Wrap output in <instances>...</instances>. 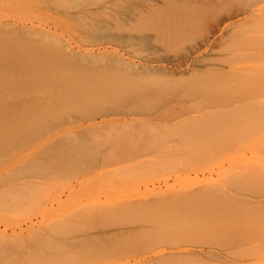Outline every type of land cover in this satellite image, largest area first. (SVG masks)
I'll return each instance as SVG.
<instances>
[{
    "label": "rangeland",
    "instance_id": "374dc122",
    "mask_svg": "<svg viewBox=\"0 0 264 264\" xmlns=\"http://www.w3.org/2000/svg\"><path fill=\"white\" fill-rule=\"evenodd\" d=\"M18 29L44 33L47 38L37 35L24 37L17 33ZM260 29H264V0H0V82L5 84L3 88L0 87V127L5 123L12 125L22 123L20 125H26L24 130L26 127L30 130L23 131L24 134L29 132L28 138L23 135V132H19L22 134L19 135L20 139L17 136L19 133L15 131L10 132V135L0 130V142H2L0 147L5 148V150L2 148L4 151L0 149L2 150L0 170L8 173L19 166L24 167L33 163L39 167L48 166L50 162L43 163L48 156L61 153H63L61 155L65 153L67 155L72 151H78L79 159L85 161L68 168H60L58 171L51 170L48 173L49 176L38 179L35 194L39 197L33 196V201L38 199L39 201L32 204L34 207L28 206L30 209L26 208L28 212L24 211L25 214L15 212L16 216L14 214L6 216L0 211V234L4 237L15 234L26 238L30 231H36L42 226L44 219L55 220L56 217L67 216L77 210L82 212L87 210L83 207L91 206L95 202L125 205L154 188H164L165 182L175 187H178L177 184L186 185V183L194 186L196 182L207 179L224 183L226 176L243 167L264 172V116H260L264 113L261 109L264 106V30L261 33ZM53 38L59 42V46L52 43ZM14 45L17 49L18 45L22 49L17 51ZM24 46L30 49L23 50ZM22 52H25V55ZM44 56L46 58H43ZM76 57L90 62H79ZM112 57L119 59L121 65L117 66L108 62ZM46 60H49L48 63ZM50 63L49 67L47 64ZM58 64L63 66L57 72L59 76L56 71H53L54 67L58 70ZM35 65L37 72H32L36 68ZM46 66L50 69L53 67L52 71L55 73L52 71L46 73L50 71ZM63 70L66 75H63L64 77L61 72ZM41 71L44 72V76ZM49 77L53 78L54 83ZM40 79L45 82H41ZM66 80L69 85L66 84ZM47 82H52L54 85ZM112 83L128 86L136 92L130 99L116 97L119 101L115 97H110L113 100L104 102L106 108H113V111L117 109L116 112L114 111L116 116L106 118L96 116L91 119L95 115L90 117L92 112H95L92 109H96L94 107L96 103H92L94 106L88 103L90 105L88 107L87 104H80V102L79 106L74 105L75 108L72 104H68L66 96L71 91L75 92L78 101H81L83 93H90L94 89L100 90V86L104 87V84L107 85L105 89L109 90L108 87ZM10 91L13 98L11 94L10 96L6 94ZM56 98L59 100H55ZM245 100H251V103L256 102V105L252 103L254 107L250 103L253 107L251 111L249 101ZM56 101L64 102V104L59 105ZM248 105L249 112H245ZM45 106L51 112H53L52 106L58 110L65 106L69 108L72 106V109L60 111V114L59 112L49 113L46 117L48 119L53 117V119L50 118V121L46 119L39 126V121L42 120H39L40 113L42 112L43 116L47 115ZM232 108L247 115L253 113L254 117L259 115L256 120L260 118L261 120L257 121L258 123L253 120L256 125L252 124L249 128L253 123L251 122L253 115H248L246 118V115L240 114L242 116L238 118L236 124L240 121L241 125L243 123L245 125L247 122L245 125L247 131H241L243 135L238 132L240 135L236 133L235 138L208 146L209 148L202 149L198 155L189 159L179 158L178 152L185 153L184 148L179 147L181 150L177 149L178 151L175 147L172 149V144L167 142L170 132L166 131V165L148 167L144 161L153 157L144 154H147L146 151L151 152V149L154 152V147H158L138 145L132 136L135 125L138 126L137 122L140 123H138L139 126L141 124L143 126L150 122L148 121L150 117L158 118L157 121H151L152 124L163 126L168 122L173 124L183 119L201 122L200 118L205 119L206 113L212 115L218 112L221 113L223 122L221 117H217L216 121L213 115H210L211 119H207L208 125L218 124V121L226 124L229 119L224 120L226 114L223 112L233 110ZM90 110L92 112H89ZM54 114H58L61 119ZM159 115L163 116L161 120L164 118L165 121L168 119L165 117L177 119L160 121V117H156ZM29 122L30 124L36 122L35 129L31 128L33 125H29ZM126 123L127 126H125ZM241 125H236L239 127L238 131L242 130ZM127 132L130 135H126ZM29 135H34L37 139ZM238 135L241 137H237ZM14 136L17 137L13 138ZM21 136L25 138L24 144ZM16 139L20 140L22 145ZM10 141H13L14 145ZM8 142L9 146L5 144ZM16 142L21 146V150ZM79 142L82 143L78 144ZM10 143L14 146L13 149L6 150L11 148ZM160 150L165 152L164 148ZM5 151H9L11 156ZM157 153L158 149L152 155H158V158L160 153ZM174 158L178 159L174 160ZM43 170L45 169L41 170L42 174ZM245 170L247 172L250 169ZM241 174H244L242 179H247L246 182L240 179ZM241 174L238 181H242L243 185L238 184L235 178L239 187L234 191L226 188L227 193L233 200L242 202V207L247 204L249 207L246 205L244 207L250 209L252 207L257 212L258 208L264 211V183L261 185L260 182L259 186L253 187L255 182L250 180L249 174L247 173L246 178V173ZM229 178L225 182L231 179ZM254 181L258 180L254 179ZM238 203L239 206L241 203ZM228 206L227 208L232 207L231 210L236 208L233 205ZM80 208L83 210L80 211ZM233 210L235 212L237 208ZM237 212L238 210L235 213ZM17 215L21 216V219L17 218ZM120 220L117 218L113 221L114 223L110 220L111 224L107 221L108 225L104 223L105 226L100 227L101 229L98 227L92 230L89 227H85V230L73 229L76 234L80 231L79 235H84L87 229V233L102 234L104 239L96 238L97 241H104L100 242L98 247L100 248L103 244L104 248L107 246L109 248L107 249L109 254L105 253L107 257L105 254L101 258L93 257L91 260L88 259L87 264L92 262L93 264H139L161 256L157 262L166 261L168 264H264V223L261 222H255L248 229H242L236 237L240 239L233 243L223 239L208 240L204 235L192 232L174 234L166 232L165 242L161 239L152 242L151 246L147 244L149 245L147 248L143 247L146 245L144 243L141 246L131 241L135 239L134 234V236L141 234L140 223L132 222L134 220L127 222V219L124 220L122 217ZM127 232H131L127 234V237L130 235L131 242H126L121 248L119 241L130 239L126 237ZM61 238L62 236H59L56 240L59 241ZM51 240V243H54L55 240L53 238ZM109 240L116 246L113 247L112 243L108 245ZM57 241L55 244L59 245L60 242ZM220 242L224 243L218 244ZM125 245L128 251L123 250ZM110 246L121 248H118L120 254L116 253L119 257H115V253L110 252L113 249ZM129 247L130 250L134 248L138 253L125 254L129 252ZM138 248L141 252H139L140 249L137 250ZM199 249L212 250L215 255L208 257L197 254L196 251ZM171 252L192 253L170 256ZM122 253L124 255H121ZM85 259H83L84 264H86ZM98 259H101L100 263Z\"/></svg>",
    "mask_w": 264,
    "mask_h": 264
},
{
    "label": "bare ground",
    "instance_id": "6f19581e",
    "mask_svg": "<svg viewBox=\"0 0 264 264\" xmlns=\"http://www.w3.org/2000/svg\"><path fill=\"white\" fill-rule=\"evenodd\" d=\"M263 30L260 29L259 31L261 33H263L264 32ZM17 33L23 35L24 37L25 36L26 37H34V36L36 37V35H37L38 37L39 36H43V37L47 38V35H45L44 33L43 34H41V33L39 34L38 32H32L30 30L18 29ZM256 38H259V37H256ZM248 39H250V38H248ZM50 40H51V38H50ZM250 40H252V38ZM253 40H254V37H253ZM45 41H47V39ZM56 41L57 40H55L53 38L52 43L59 46V42L58 41L56 42ZM50 44H51V41H50ZM20 46H22V44ZM20 46L18 45V49L15 46L17 51L22 49ZM27 46H28V44H27ZM39 47H41V46H39ZM23 48H24L23 50H25L26 46H24ZM33 48H35V47H33ZM28 49H30V48H28ZM16 50H14V51H16ZM31 50H32V48H31ZM17 51H16V53H17ZM22 53H24V55H25V52H22ZM5 54H6V52H5ZM43 58H46V56H44ZM76 58L75 59L77 61H79V62H83V63L90 62L89 60H86V59H83V58H78V57H76ZM30 59L32 60V58H30ZM40 59L41 58H39V60ZM7 60H9V59H7ZM44 60L45 59H43V61ZM94 60H97V59H94ZM106 60H108V58H106ZM118 60L112 57V58H110L108 60V62H110L111 64H117V66H118V65H121L120 61H118ZM15 61H17V60H15ZM25 61H27V60H25ZM46 61L48 63L49 60H46ZM28 63H29V61H28ZM26 65H27V63H26ZM36 65H39V64H36ZM47 65L50 67L51 63L47 64ZM48 66H46V67L50 71H46V73L47 72L48 73L51 72L52 69H53V67H52V69H50ZM61 66L62 65L58 66V70L57 69L55 70L56 67H54L53 71H56V74H57V72L60 70L59 68ZM61 68H63V66ZM36 69H37V66H36L35 70L32 71V72H35ZM41 70H43V69H41ZM61 72L63 73L64 70L61 71ZM41 73H42V71H41ZM53 73H55V72H53ZM42 74L44 76V72ZM47 75H50V74H47ZM63 75H64V73L62 74V76ZM64 76H66V75H64ZM242 77H243V75H242ZM44 79L46 80L45 77H44ZM52 79L53 78H50L51 81H52ZM57 79H58V77H57ZM57 79H56V81H58ZM77 79H78V77H77ZM40 80H41V82H43L42 79H40ZM70 80H72V79L70 78ZM18 81H19V79H18ZM32 81H33V79H32ZM52 82L54 83V81H52ZM52 82H47V83H52ZM62 82H63V80H62ZM66 84H68V81H67ZM4 85L5 84L0 82V87L3 88ZM100 85L101 84H99V86ZM105 85L106 84H104V87L100 86V90L99 89H94L90 93H87V94L83 93L82 94L83 100H81V101H78V99H77L78 97H76L77 94L75 92H73V91H71L69 93L67 92L68 94H67L66 98L68 99L67 100L68 104H72L73 106L74 105L76 106L80 102H81L80 104H87V105H88V103H90V105L92 103H96L95 106H94V104H92L96 108V109H94L92 107L93 108L92 111L95 110V112L94 111L92 112L91 110L89 111V112H92V114L90 113L91 114L90 117L95 114L94 117H92L91 119H94L96 116H98L99 118H106V117H109V116H116L115 112H116L117 109L114 110L115 111L114 112L113 108L112 109L111 108L110 109L106 108V104H104V102L109 100L110 97H115L116 100H119V98L118 99L116 98V97H119V96L121 98L125 97L124 98L125 100L126 99H130V98H132L131 96L135 95L134 93H136V92L133 91L132 89H130L128 86H119L118 84H114V83H112L108 87L109 90H106L105 87H107V85L106 86ZM76 86H77V84H76ZM81 86H80V88H81ZM45 87H47V86H45ZM54 87H56V86H54ZM45 90H46V88H45ZM58 90H60V89L58 88ZM47 92H49V91H47ZM34 93L35 94H39V92H34ZM51 93H53V92H51ZM6 94L10 96L11 91L7 92ZM6 94L4 93V95H6ZM12 95L13 94H11V96ZM17 96H18V94L16 95V97ZM247 97H248V94H247ZM11 98H13V96ZM55 100H57V98ZM110 100H113V99H110ZM127 101L129 102V100H127ZM245 101H249V100H245ZM118 102H116V103H118ZM122 102H124V101H122ZM7 103H9V101ZM52 103H53V101H52ZM57 103H59V105L60 104L61 105L64 104V102H57ZM238 103H240V102H238ZM250 103H251V100L249 101L248 104H250ZM252 103H255V105H256L255 101H253ZM243 104H245V103H243ZM251 104H250L251 108H249V105H248V107L246 106V108H245L246 111L244 110L245 112H247V111L249 112V110H247L248 108L250 109V111L253 109L254 106L252 104V106H253L252 107ZM90 105H88V107ZM245 105H247V103ZM245 105H242V106L245 107ZM75 106L73 108H75ZM237 106H239V105H237ZM70 107L71 108H69V106H65L64 108L62 107L63 109L58 110L56 107L52 106L51 109L53 110L54 113L55 112L56 113L59 112V114H60V111L65 112L67 110L72 109V106H70ZM240 108H242V107H240ZM45 109H46L47 115L44 114V116H43V114H41L42 112L40 111L41 112L40 113V117L38 116L39 120L42 119L41 121H39L40 122L39 126H40L42 121H46V119L49 120L51 118L50 117L48 119L46 117V116H49V113H53L51 111H48L47 110L48 107L46 108V106H45ZM232 109L233 110H227V111L224 110V112L222 110V112L226 114L225 115L226 118H224V120L225 119H229V122L226 121V124L222 123L223 122V119H222L223 117H221V113H218V112L212 114L213 116L211 114L208 115V113H206V115H204V118L206 116L205 119H203V118L201 119L200 116H199L201 122H192L194 120L189 118L191 120H185L184 121V119H183L181 121L174 122L173 124H170V122H168V123H166V125H163V126H161V125L159 126L157 124H152L151 121H154V120L157 121L158 118L156 119L154 117L153 118L150 117L151 119L148 120L150 122L145 124L146 126L148 125V127H146L144 124H143V126H142V124L139 126L140 123L137 122L138 126L136 127V125H135V128L133 129L132 136H133V139L135 140V142L138 143V145L145 144L146 146L154 145V146L158 147V148L154 147V152L152 151L153 149H151V152L146 151L147 154H144L145 156L149 157L151 155V157H153V158H150V159H147V160L144 161V163H146V165L148 164L147 165L148 167H150V166L151 167H154V166L157 167V165L158 166L159 165L160 166H162V165L164 166V165H166L165 164L166 163V160H165L166 159V131L170 132V133H168L169 136H168L167 142L172 144V146H171V147H173L172 149H174V147H175L176 150L177 149L181 150V149H179V147L184 148V152L185 153L178 152V153H180V154H178L180 159H182V157H184V159L185 158L186 159L192 158V157L198 155L199 151H201L202 149H205L208 146L221 144V143H223L225 141L230 140L229 138H231V139H233V137L235 138V135L239 134L238 132H241L243 130L247 131L246 126H245V125H247L246 124L247 122L245 123V125H244V123L241 125L240 121H239V123L236 124V122H238V118L240 116H242L240 114H242V113L244 114V112L239 113L240 110H239V112H237L236 108H232ZM261 109L264 111V106H262ZM49 110H50V108H49ZM241 110H243V109H241ZM262 110H261V112H262ZM28 111L30 112V110H28ZM126 112H128V111H126ZM123 113H125V111ZM151 113H149V114H151ZM16 114H17V112H16ZM24 114L26 115V113H24ZM29 114L33 115V113H29ZM261 114H260V116L263 117L264 113L262 115ZM41 115H42V118H41ZM54 115L56 116L58 114H54ZM63 115H65V114H63ZM210 115L213 117L214 120H216L217 117H221V121L222 122L219 123V121H218V124H214V125L210 124V125H208V120L207 119L208 118L211 119ZM244 115H246V118H247L248 115L249 116L253 115V117H254L253 113L251 115L250 114L247 115L245 113ZM52 116H53V114H52ZM143 116H145V115H143ZM257 116H259V115H257ZM257 116H255L256 118L254 117L255 119L252 118L251 122H253V120H256ZM34 117H35V115H34ZM156 117H160V115L156 116ZM161 117H163V116H161ZM161 117L159 118V120L160 121H162V120L165 121L164 118L161 120ZM179 117L180 116H178V118ZM43 118H45V120ZM58 118L61 119V117H59V115H58ZM58 118H56V119L58 120ZM62 118L65 120L64 117H62ZM165 118H168L166 121H169V120L170 121L171 120L174 121L175 119H177V118L172 119L173 117H171V118L170 117H165ZM29 119L31 120V117H29ZM29 119L27 118V120H29ZM36 119H37V117H36ZM52 119H53V117L51 118V120ZM60 119H59V121L61 122ZM147 119H149V118H147ZM258 119H259V117H258ZM260 120H261V118H260ZM260 120H256V122L257 121L260 122ZM196 121H199V120L196 119ZM245 121H247V119ZM248 121H250V120L248 119ZM36 122H35V124H36ZM130 122H133V121H130ZM242 122H244V120ZM254 122L251 123V124L248 122L250 124L249 128H251L252 124H253V126L256 125V122H255V124H254ZM18 123H19V121H18ZM127 123H129V122H127ZM127 123H126L125 126H127ZM20 124H22V123H20ZM20 124L19 125H16V124L12 125L11 123H5L2 127H0V130H3L4 133H9V134L12 131H15V132L19 133V132H23V131L28 130L27 127H26V130H24L26 125L24 126V125H20ZM24 124H25V122H24ZM35 124H33V123L30 124V122H29V125H33L31 127L33 129H35V127H34ZM238 124L241 125L240 129H242V130H240V131H238L239 127L236 126ZM46 125H47V122H46ZM167 125H170L172 127H168ZM242 126L243 127L245 126V127L241 128ZM28 131H30V130H28ZM40 131H42V130H40ZM241 133H242L241 135H243V132H241ZM27 134H29V132L25 133V134L23 132L24 136L25 135L27 136ZM19 135H22V134H20V133L17 134V136L20 139ZM126 135H130V133L127 132ZM171 135H173V136H171ZM239 135L237 137H241ZM1 136H4V135H1ZM29 136H32L31 138L35 137L34 135H29ZM6 137H8V136H6ZM16 137L14 136L13 138H16ZM22 138L23 139H21V140H22V143H23L24 142L23 140L25 138L24 137H22ZM27 138H28V136H27ZM29 139H30V137H29ZM29 139H27V141H29ZM10 140H11V138H10ZM16 140L20 144L21 141L20 140L18 141V139H16ZM34 140L35 139H33L32 141H34ZM3 141H5V139ZM10 142L13 143V141H10ZM25 142H26V140H25ZM1 143L2 142H0V144ZM18 143H17V146L22 145V144L18 145ZM80 143H82V142H79L78 144H80ZM5 144H7V146H9V142L5 143ZM28 144H30V143H28ZM13 145H14V143H13ZM13 145L11 146V148H7L6 150L13 149L12 148V147H14ZM1 146H2V144H1ZM5 147H6V145H5ZM2 148L5 150L4 146ZM2 148L0 147V149H2ZM19 148L21 150V146ZM163 148L165 149V152L160 150V149H163ZM15 149H17V148H15ZM50 149H52V148H50ZM155 149L156 150L158 149V153H160L159 154L160 156L158 158H157L158 155H152L153 153H155V151H156ZM2 150H0V154L1 155H2V153H1ZM12 151H14V150H12ZM48 151H49V149H48ZM8 152L9 151H7V152L5 151V153H8ZM5 153H3V154H5ZM78 153H79L78 151H72V152H70L67 155H66V153H65V155H61V154H63V153H61V154H58V155L48 156L44 160L45 162H43V163H47V162L49 163L50 162L48 166H40L39 167V166H36L37 164L34 165V163H33V165H26L24 167L23 166L22 167L19 166L18 168L14 169L13 171H10V172L8 171V173H3L2 170H0V208H1L0 211L5 213L6 216L7 215L13 216L12 214H14V216H16L15 212L22 213V214H25L24 211L28 212V210L26 208L30 209V207H28V206H30V205H32L34 203H37L39 201V199L36 200V201L35 200L33 201V196L37 195V194H35L37 192L36 188H38L37 180L38 179H44L47 176H49L48 173L51 170L58 171V169H60V168L61 169L68 168L71 165H78V164L82 163V161H84V159H79L78 156L80 154H78ZM88 153H87V155H88ZM173 153H174V151H173ZM10 154L11 153L9 152L8 155H10ZM175 155H176V153H175ZM178 155H177V157H178ZM95 156L98 159V156L97 155H95ZM159 158H160V160H158ZM175 159L176 158H174V160ZM180 159L178 161H180ZM95 161L96 160H94V162ZM43 165H46V164H43ZM42 169H45V170H43L44 171L43 174H42V171H41ZM239 169L240 170L237 169V171L235 173H232V174H229V176H226V178L223 181L224 183L216 181V180H212V179H210V180L207 179V180H202L200 182H196L194 184V186H193V184L187 185V183H186V185H180V184L178 185L177 184L178 187H175L172 183H171L172 185H169L167 182H165L164 185H163L164 188H161V187L154 188L153 190L147 192L146 194H143V196H141L137 200L131 201V202L125 204V205H123V204L116 205L113 202H107V203L106 202H98V203L95 202L91 206L87 205L86 208L83 207V209H87V210H83V209H81L82 208L81 207L80 211L83 210L82 212H79L77 210L78 213L76 211V212H73V213H71V214H69L67 216H60L59 218L56 217L55 220L44 219L42 221V226L40 228L36 229V231H30L29 230L30 233L28 234V236L26 238H23V237H21L19 235H15V234H13L10 237H4V236H2L0 234V264H81V263L84 264L85 263L84 260H83L84 258H86L85 261H86V264H87V263H89L88 259L91 260V258H93V257H95V258L100 257L101 258V256H103L105 253L109 254V252H108L109 250H107L109 248H108V246L106 248H104L103 244L101 245L103 248L101 246H100V248L98 247L100 242H104V241H97L98 239L96 240V238L99 237L101 239H104L102 237V234H99V233H96V232H88L87 233V230H88L87 229L85 231L84 235H81V234L79 235V233H81V232L79 231V233L76 234V233L73 232V229L75 228L74 229L75 231L76 230H80V229L83 230L85 227L86 228L89 227L91 230L94 229L95 227H98V229H101L100 227H104L105 226L104 223H106L107 221H109L110 224H111L117 218H118L119 221H121L120 220L121 217L124 220L127 219V222H130L131 220H134L132 222L140 223L139 226H140V229L142 231V232H140L141 234H139V235L136 234V236H134L135 234L133 233L134 234L133 237L135 239H132V240H131L130 235L127 237V234H129V233L131 234V232L125 233L127 239L128 238H130V239L127 240V241L126 240L125 241H119V243H121V244L123 243L122 245L118 243L121 246V248L126 242L130 243L131 241L132 242L134 241V242L138 243L139 245L144 243L146 245H143V247L146 246L147 248H148L149 245L151 246L152 242L160 241L161 239H163V241L165 242L166 241V232L167 233H171V234L181 233V232H184V233L192 232V233L202 234L205 237H207L208 240H212V241H217V240L223 239L224 241L227 240L228 243L236 242V241H238V239H240V238H236V237H238V234L241 232L242 229H248L255 222L256 223L257 222L264 223V211H263V209L258 208V212H257V210H253L254 208H252V207H251V209L250 208H246L248 206L247 204H245L246 207H244L245 205H243V207H242L243 203L240 202L241 203L240 204V203H238L239 201L237 202V200H233L229 196V194L227 193V190H226V188H229V190H233L234 191V190H236L237 187H239L238 184L242 183V185H243V182L244 181L246 182L247 179L246 180L242 179L244 174L242 175L241 173H246L245 178L247 177V173L250 175V176L248 175V177H250V180L255 182L254 183L255 185L253 187L259 186L261 183H262L261 185H263V183H264V172H260V171L257 172V170L255 171V169H252L251 167H246V168L243 167L244 170L242 168H239ZM245 169H247V170L250 169V170H248L250 173H251V171H255V173L252 172L254 174L251 173L252 174L251 175L248 171L246 172ZM255 174H257V176ZM231 175H232V177H231ZM239 176H241V178ZM251 176H253L252 177L253 180H252ZM32 178H34V179L32 180ZM228 178L230 180L225 182ZM235 178H237L236 179L237 181L239 180V178L242 179V181L243 180L244 181L243 182L242 181H240V182L238 181V184H237V181L235 180ZM254 179L258 180V181L256 182V181H254ZM258 183H260V184H258ZM174 184L176 185V183H174ZM42 198H43V196H42ZM231 199H232V201H231ZM59 200H61V199H59ZM235 201L238 204H240V205L238 206ZM227 204L230 205V207H231V205H233V207L236 206V208L238 210L237 213L242 211V212L239 213L241 215L235 213L237 210L234 212L233 209H236V208H233L232 210H231L232 207L231 208H227V207H229ZM36 205H35V207H36ZM40 206H42V205H40ZM88 206L91 207V208L88 209L87 208ZM222 206H223V208H222ZM224 206L227 209H225ZM239 207L244 208V210H242V209L239 210L240 209ZM245 208H246L247 212H246ZM33 209H32V211H34ZM255 209H257V208H255ZM2 212H1V214L3 215ZM64 212H65V210H64ZM19 215H21V214H19ZM19 215H17L18 216L17 218L20 217L19 219H21V216H19ZM24 216H26V215H24ZM57 216H59V215L57 214ZM23 218H25V217H23ZM112 219H115V220L112 221ZM124 220H123V222H124ZM59 236H62V238H61V240L57 241L56 238L59 237ZM52 238L55 241L60 242L59 245H57L58 243L55 244L56 243L55 241H54V243H51L52 240L50 241V239H52ZM117 239H116V241H117ZM106 243H107V241H106ZM111 243L113 244V242L110 241V243L108 245H110ZM114 243H116V242H114ZM136 243H134V245ZM222 243H224V242H220L218 244H222ZM138 244H137V247H138ZM147 244H149V245H147ZM114 246H116V245L113 244V247ZM125 246L126 247L123 248V250L126 249L128 251L127 245H125ZM113 247L110 246L111 249ZM131 247H132V245H131ZM115 248H117V249H115ZM115 248H113L112 251H110V252L115 253V257H116V256H118L120 254L119 253L120 251L118 250V248H120V247H115ZM140 248H138L137 250L139 251ZM41 251H43V252H41ZM131 251H133V252H131ZM134 252H135V249L131 248V250H130V247H129V252H127V253L125 252V254H128V253L129 254L130 253L133 254ZM139 252H141V249H140ZM196 252H197V254H202V255H205V256H208V257H211V256L215 255L214 251L208 250V249H207V251H205L203 249H199ZM116 253H118V255H116ZM135 253H138V252H135ZM191 253L192 252H187V253H182V252L172 253L171 252V253H169V255L170 256H175L176 254H178L179 256H181V255H189ZM121 255H124V254L122 253ZM87 257H89V258H87ZM106 257H107V255H106ZM161 257H154V259H151V260L139 263V264H168V263H166V261L157 262V259H160ZM98 260H99V263H100L101 259H98ZM102 260L104 261L105 259L103 258ZM169 262H171V261H169ZM101 263H103V262H101ZM91 264H93V262ZM174 264H176V263H174Z\"/></svg>",
    "mask_w": 264,
    "mask_h": 264
}]
</instances>
